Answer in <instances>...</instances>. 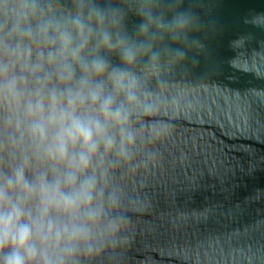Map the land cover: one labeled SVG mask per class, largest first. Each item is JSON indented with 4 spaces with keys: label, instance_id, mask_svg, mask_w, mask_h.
Instances as JSON below:
<instances>
[{
    "label": "clouds",
    "instance_id": "obj_1",
    "mask_svg": "<svg viewBox=\"0 0 264 264\" xmlns=\"http://www.w3.org/2000/svg\"><path fill=\"white\" fill-rule=\"evenodd\" d=\"M203 0H0V264H121ZM138 22H131V18ZM244 23L264 31V12Z\"/></svg>",
    "mask_w": 264,
    "mask_h": 264
},
{
    "label": "water",
    "instance_id": "obj_2",
    "mask_svg": "<svg viewBox=\"0 0 264 264\" xmlns=\"http://www.w3.org/2000/svg\"><path fill=\"white\" fill-rule=\"evenodd\" d=\"M203 5L208 54L166 90L175 119L130 182L121 264H264V31L244 23L264 0Z\"/></svg>",
    "mask_w": 264,
    "mask_h": 264
}]
</instances>
